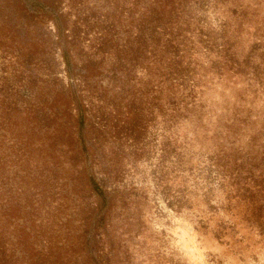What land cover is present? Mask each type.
Returning <instances> with one entry per match:
<instances>
[{"label": "trees", "instance_id": "16d2710c", "mask_svg": "<svg viewBox=\"0 0 264 264\" xmlns=\"http://www.w3.org/2000/svg\"><path fill=\"white\" fill-rule=\"evenodd\" d=\"M158 130L169 207L264 251V0H0V264H117L119 177ZM17 152L71 213L17 198Z\"/></svg>", "mask_w": 264, "mask_h": 264}, {"label": "rangeland", "instance_id": "374dc122", "mask_svg": "<svg viewBox=\"0 0 264 264\" xmlns=\"http://www.w3.org/2000/svg\"><path fill=\"white\" fill-rule=\"evenodd\" d=\"M221 90L225 91L209 89V100L222 99ZM220 102L223 103L222 100ZM159 133L158 130L157 141L146 146L148 153L137 161H124V169L119 177L123 181L120 187L131 193L130 197L136 204L119 211V222L114 227L116 252L119 255L117 264H264V251L254 248L250 253L246 252L247 256L242 260L229 245L221 243L210 233L197 231L191 217L169 207L162 191L156 188L155 183L160 177L153 173L160 163ZM55 168L48 158H42L37 153L25 161L17 152V198L43 191L47 204L42 206L44 225L47 222L43 216L45 210L57 214L58 209L55 208L59 206L63 212H72L71 205L69 208L64 203L60 205L63 200L58 197H62L64 192L52 186V177H68L61 169L55 170L58 171L55 176ZM137 216H140L139 220L134 219ZM20 241L17 231V246ZM20 251L21 246L17 253L20 254ZM51 260L48 259L47 264H52Z\"/></svg>", "mask_w": 264, "mask_h": 264}]
</instances>
